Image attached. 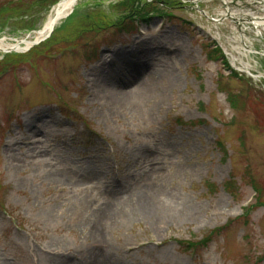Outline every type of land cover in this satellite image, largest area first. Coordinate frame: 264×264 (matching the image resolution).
<instances>
[{"label":"rangeland","instance_id":"374dc122","mask_svg":"<svg viewBox=\"0 0 264 264\" xmlns=\"http://www.w3.org/2000/svg\"><path fill=\"white\" fill-rule=\"evenodd\" d=\"M59 1L0 0L32 9L29 22L0 26V39L35 41ZM121 1L79 0L71 11L83 8L55 25L52 41L15 53L10 66L0 62V264H264V207L251 188L264 200V60L239 59L251 76L211 53L217 45L227 53L233 40L209 9L219 0H130L124 8L168 9L119 32L109 26L124 15ZM233 1V10L243 8ZM98 4L107 29L100 21L92 32H73L85 30L84 13ZM87 48L96 51L89 60ZM154 66L158 85L146 78ZM138 82L153 99L136 106L114 97ZM32 139L29 149L19 144ZM11 141L19 156L32 151L28 167L6 168ZM157 194L175 221L164 225L142 207L123 221L127 207L110 200L121 195L138 206ZM224 225L226 235L195 255L176 242Z\"/></svg>","mask_w":264,"mask_h":264},{"label":"bare ground","instance_id":"6f19581e","mask_svg":"<svg viewBox=\"0 0 264 264\" xmlns=\"http://www.w3.org/2000/svg\"><path fill=\"white\" fill-rule=\"evenodd\" d=\"M78 1L79 0H64V1H62L60 3V5L57 8H55V10H54L55 13L51 14V16H49L47 23L45 24L46 29H45L44 33H48L49 30L51 29V26H54V25L57 26L61 19H65L66 16L70 13L72 8L75 6V4ZM191 1H193L195 4H198L201 0H198V1L197 0H191ZM204 1H210V0H204ZM219 1L224 2L226 4L227 1H229V0H219ZM39 39H40V37L37 38V40H39ZM20 43L21 42H17V44L13 45V44L5 43V41L3 39H0V51L18 50V51L24 52V51L28 50L32 45L31 40L25 41L22 45H20ZM147 57H149V56H147ZM160 59H161V57H160ZM164 59L166 60V58H164ZM145 64L148 65L147 61L145 62ZM241 70H243V65H241ZM146 73H147L146 78H148L147 82L149 84H152V85H158V82H157L158 81L157 80L158 79V72L156 71L155 66L150 68V70L148 68V70H146ZM163 78L166 79L167 82L175 81L174 77H172V76L165 75V76H163ZM143 79H145V78H142V80ZM139 84L140 83L138 82L134 86L130 87V90L127 91L130 94L129 96L126 94V91H124V92H120L118 95H116L114 97L118 98V99H131L133 101V104H135L137 106L138 103L141 102L142 100L153 99L152 97L155 94H157L154 91H152V89L137 90L136 88L139 86ZM160 93L161 94H159V95H161V96H159V97L163 98L164 97L163 95H165V94L163 93V91H161ZM16 143H19V142L11 141L8 143L7 146H5L6 152L4 153V155H5L6 161H7V164H6L7 167L6 168L9 169V171H13L15 169L22 170L25 167H28L30 162L33 161L32 156H34V155H33L32 151H26V153L23 154L22 156H19L17 154L18 150L15 147ZM19 144L24 145L25 149H29L33 145V139L30 140L26 144H23L22 142ZM174 194H176V193L173 192L172 194H169L168 197L171 196L174 198L175 197ZM119 196H120L119 198L114 197V196H110V198H111L110 200H112V202L121 200V202H123L122 203L123 206L127 207L126 212L129 213V215H120V217H122L123 221L130 216L136 215L137 212H140L141 207H142V211H141L142 214L147 213L148 215L146 217L154 218V217H151L150 214L156 213L155 217L157 216V218H161V220L160 219L159 220H160V222H165L164 225L168 224L169 222H173L178 218V216L175 215V213H173L174 212L173 209L171 210L170 207H166L167 205L162 203V201L168 200V198L167 199L166 198L161 199L160 197L162 196V194H157V195H153L150 197L146 196L145 201L138 206L131 204V200L124 201L123 200L124 197H121V195H119ZM108 208L112 209V206L108 205V207L106 209H108ZM117 215L118 216H116V218H119V214H117ZM124 216H125V218H124Z\"/></svg>","mask_w":264,"mask_h":264},{"label":"trees","instance_id":"16d2710c","mask_svg":"<svg viewBox=\"0 0 264 264\" xmlns=\"http://www.w3.org/2000/svg\"><path fill=\"white\" fill-rule=\"evenodd\" d=\"M130 0H126V1H124L123 3H121L119 6H122L123 5V8H124V6L129 2ZM36 3H41L40 1H37ZM7 4H12L10 7V9H6L8 6H7ZM35 5L36 4H33V6L35 7ZM144 5V6H143ZM161 5V4H160ZM160 5H158V7H153V6H150V5H146L145 3H143L142 5H140L139 4V6H135V5H133V6H130V7H125L124 9H122V11H123V13H124V15L120 18H118V21L116 22V23H113V25L112 26H109L110 28H113V27H116V28H118V30H119V32L121 31H132V29L133 28H135L136 27V24L138 23V22H142V23H146V22H148L149 20H150V18H151V15L153 14V12L155 13V14H160V15H164L163 14V9L161 8V6ZM13 6H15L14 4H13V2H9V3H4L1 7H0V14L3 12V10L5 9V11H8L9 13H10V15L8 16V17H5V16H2V17H0V26L3 28V26H6L7 25V23H8V21L9 20H15V21H24V19L25 20H27L28 22H29V20H30V18L28 17V13L32 10H30L29 12L27 11V6H15V7H13ZM97 6V5H96ZM96 6H94L93 7V12L94 13H91V14H89V13H84V16H83V18H82V24H84V25H81L80 26V24H79V26L80 27H82V28H80V29H83V28H85V30H82V31H76V30H74L73 32H75L76 34L78 33V34H87V33H89V32H92V31H94L93 30V26H98L99 25V23H100V21H102L103 23L102 24H104V26H101L102 24H100V26H99V28L98 29H100V30H102V29H107V27H108V23L107 22H104V18H106V16H104L103 17V15L104 14H99V12H97L98 11V6L96 7ZM150 7V8H149ZM96 8V9H95ZM148 9H153V11H148ZM158 10H160V13H159V11ZM27 16V17H26ZM28 18V19H27ZM74 19V18H73ZM72 18H70L69 20H73ZM68 20V21H69ZM128 21H129V23H128ZM27 23V22H26ZM28 25H29V23H28ZM27 25V26H28ZM27 26H22L23 28H25V27H27ZM21 27V28H22ZM34 26H32V27H27V29H32ZM65 27H67V23H65L59 30V32H66V31H64V28ZM77 27V26H76ZM88 27H91L92 29H86V28H88ZM68 28V27H67ZM98 29H97V31H98ZM68 32V31H67ZM99 32V31H98ZM47 41H52V38H50L49 40H47ZM47 43V42H46ZM38 48V47H37ZM36 48V49H37ZM87 50L88 51H86L85 52V57H86V59H88L89 60V58L90 57H94V56H96V51H93V54H92V56L90 55V49L89 48H87ZM35 51V50H34ZM33 51V52H34ZM38 53V52H37ZM213 54H217V53H219V51L218 50H214L213 52H212ZM11 59V60H10ZM1 62H3V64H5V66H10V65H12L13 63H15L14 62V60L10 57H5L4 59H3V61H1ZM233 98V97H232ZM234 98H233V102H234ZM236 104V103H235ZM233 107L235 108L236 107V105L234 106V104H233ZM179 124H181V125H186V124H184L183 122H179ZM255 190H256V192H257V194H258V196L260 197V199H261V191H260V189H258V188H254ZM262 196H263V194H262ZM260 206H264V200H259V203H258ZM226 228L227 227H222V228H220V229H217V230H214V231H212L211 233H209L207 236H205L202 240H200V241H179L178 243H179V245L181 246V248H184L185 250H187V251H194V252H196V251H198V250H200V249H203V248H206L216 237H219V236H221L222 234H223V232H225L226 231Z\"/></svg>","mask_w":264,"mask_h":264}]
</instances>
